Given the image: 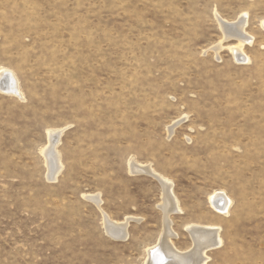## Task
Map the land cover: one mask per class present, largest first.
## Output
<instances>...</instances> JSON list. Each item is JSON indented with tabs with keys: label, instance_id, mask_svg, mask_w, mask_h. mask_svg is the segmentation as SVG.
Masks as SVG:
<instances>
[{
	"label": "rangeland",
	"instance_id": "obj_1",
	"mask_svg": "<svg viewBox=\"0 0 264 264\" xmlns=\"http://www.w3.org/2000/svg\"><path fill=\"white\" fill-rule=\"evenodd\" d=\"M245 14L247 64L217 20ZM263 20L264 0H0V69L23 93L0 92V264H146L165 198L131 162L173 184L179 251L188 226H217L208 264H264ZM103 213L129 219L126 240L106 234Z\"/></svg>",
	"mask_w": 264,
	"mask_h": 264
},
{
	"label": "bare ground",
	"instance_id": "obj_2",
	"mask_svg": "<svg viewBox=\"0 0 264 264\" xmlns=\"http://www.w3.org/2000/svg\"><path fill=\"white\" fill-rule=\"evenodd\" d=\"M217 20L219 21L220 29L225 36L224 40L228 42L237 40L238 42V44L228 49L231 51L234 60L241 63L243 62V64L249 63L251 59L246 54L245 48L254 43V38L247 31L249 26L248 15L245 14L240 17L239 20L234 22H228L218 15ZM261 26L264 30V20L261 22ZM224 40H221V42ZM221 42L216 48L217 50L213 48L215 52L217 51L218 56V51H221L224 48L223 43ZM7 71V69H0V92L21 98L23 93L21 92L18 78L14 73L11 74L10 71ZM180 123L182 122L179 121L168 128L170 135H173L175 132L174 129ZM60 134L61 133L58 132H52L50 134L49 145L42 151L44 157L47 159L46 163L49 166L48 178L53 181L57 180L63 170V164L61 163L57 151ZM129 166L133 173H146L160 181L164 192L165 199L161 206L165 212L164 233L159 244L149 250V258L146 264H208L210 259L208 252L212 249L219 248L224 244L220 227L200 226L196 224L188 226L187 231L192 239L193 245L188 250L179 251L172 241V239L177 236L173 233L174 231L172 230L170 216L181 210L173 193V184L169 179L157 173L150 166H142L134 162H131ZM88 198L94 202H100L98 196ZM209 201L210 205L220 215H227L232 205L231 199L222 192L214 193L210 196ZM103 225L106 234L115 240H126L128 238L129 219L121 222L112 221L106 214H104Z\"/></svg>",
	"mask_w": 264,
	"mask_h": 264
}]
</instances>
